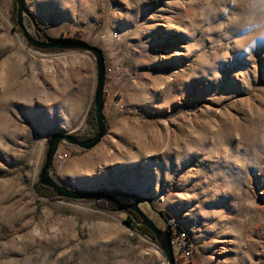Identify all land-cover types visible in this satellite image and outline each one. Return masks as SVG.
<instances>
[{"label":"rangeland","instance_id":"rangeland-1","mask_svg":"<svg viewBox=\"0 0 264 264\" xmlns=\"http://www.w3.org/2000/svg\"><path fill=\"white\" fill-rule=\"evenodd\" d=\"M24 2L46 35L105 58L108 132L51 176L150 198L159 229L191 232L193 264H264V0ZM12 7L0 0V264H165L122 212L36 192L48 132L94 135L96 67L28 45Z\"/></svg>","mask_w":264,"mask_h":264},{"label":"water","instance_id":"water-1","mask_svg":"<svg viewBox=\"0 0 264 264\" xmlns=\"http://www.w3.org/2000/svg\"><path fill=\"white\" fill-rule=\"evenodd\" d=\"M13 12H15V22L17 28L22 32L28 45L39 51H84L92 54L95 60L96 67V87L93 96V115L96 123V133L89 139H80L76 135L65 131L61 128L51 130L47 134L46 153L41 171L39 173L38 182L41 186L50 189L57 198L67 199L72 201H94L98 202L101 199L114 200L123 209L134 212L140 219V224L145 226L154 236L155 243L159 246L161 254L165 257L168 264H174L172 247L170 244V227L167 225L165 230L159 227L152 221L141 209L140 205L147 203L152 212L157 213L162 217V213L157 211L152 204L150 198L141 197L132 192L121 190H102V191H80L69 188L68 186L56 181L50 173L53 167L54 156L60 147L65 144L77 147L81 150L88 151L94 148L106 135L107 125L106 117L103 113L105 94V58L100 48L89 44L82 39L50 37L46 35L40 28L36 17L27 8L24 0H13ZM28 18L33 30L36 34L34 39L24 26V19ZM43 40L39 39V34Z\"/></svg>","mask_w":264,"mask_h":264},{"label":"built area","instance_id":"built-area-1","mask_svg":"<svg viewBox=\"0 0 264 264\" xmlns=\"http://www.w3.org/2000/svg\"><path fill=\"white\" fill-rule=\"evenodd\" d=\"M71 148L72 147L69 145H66L63 150L58 148L54 156L53 167L55 165L57 166V164L61 165L64 161H66V159L72 154ZM169 227L171 234L170 244L172 247L174 264H193L195 245L192 240L191 232L177 223H171ZM165 264H168L167 261H165Z\"/></svg>","mask_w":264,"mask_h":264},{"label":"trees","instance_id":"trees-1","mask_svg":"<svg viewBox=\"0 0 264 264\" xmlns=\"http://www.w3.org/2000/svg\"><path fill=\"white\" fill-rule=\"evenodd\" d=\"M13 21L15 22V20H13ZM15 24H16V22H15ZM86 123L93 130V132L95 134L96 133V123H95V119H94V115H93V105L90 106V108L87 112ZM92 136L93 135H89V136H85V137L79 136V137L82 139H89ZM35 189H36V192L38 193V195H40V196H43V197H46V198L52 199V200L60 199V198H57L55 196V194L50 189L41 186L39 184V182L36 183ZM100 203L102 204L103 208H106L110 211L122 212L124 214L123 221L126 225H128L135 233L140 234V235H146L155 242L153 234L145 226L140 224V219L134 212H132L130 210L123 209L120 205H118L117 202H115L114 200H111V199L100 200ZM97 204H99V203H97ZM170 224H171V222L168 223V225H170Z\"/></svg>","mask_w":264,"mask_h":264},{"label":"flooded vegetation","instance_id":"flooded-vegetation-1","mask_svg":"<svg viewBox=\"0 0 264 264\" xmlns=\"http://www.w3.org/2000/svg\"><path fill=\"white\" fill-rule=\"evenodd\" d=\"M26 20H28V18L26 17L25 18ZM37 19V18H36ZM29 21V20H28ZM30 22V21H29ZM25 26V25H24ZM33 28V27H32ZM39 28L43 31V29L39 26ZM34 33V35H35V37H36V34H35V32H33ZM32 36V35H31ZM39 36V39L42 41L43 40V38H42V36H41V33L38 35ZM33 37V36H32ZM50 51H54V50H50ZM78 138H80L79 137V135H76ZM80 139H82V138H80ZM101 200H104V199H101ZM119 205V204H118Z\"/></svg>","mask_w":264,"mask_h":264},{"label":"clouds","instance_id":"clouds-1","mask_svg":"<svg viewBox=\"0 0 264 264\" xmlns=\"http://www.w3.org/2000/svg\"><path fill=\"white\" fill-rule=\"evenodd\" d=\"M251 47L254 48L255 47V44H253ZM249 50H251V48Z\"/></svg>","mask_w":264,"mask_h":264},{"label":"crops","instance_id":"crops-1","mask_svg":"<svg viewBox=\"0 0 264 264\" xmlns=\"http://www.w3.org/2000/svg\"><path fill=\"white\" fill-rule=\"evenodd\" d=\"M58 128H61V129H63L62 127H58ZM56 129V128H55ZM66 131V130H65ZM68 132H70V133H72L71 131H68Z\"/></svg>","mask_w":264,"mask_h":264},{"label":"bare ground","instance_id":"bare-ground-1","mask_svg":"<svg viewBox=\"0 0 264 264\" xmlns=\"http://www.w3.org/2000/svg\"><path fill=\"white\" fill-rule=\"evenodd\" d=\"M54 160V159H53ZM50 172H51V170H50Z\"/></svg>","mask_w":264,"mask_h":264}]
</instances>
